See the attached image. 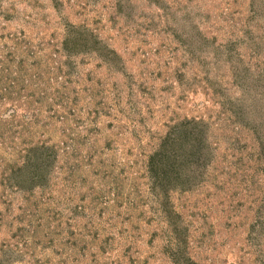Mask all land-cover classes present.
<instances>
[{"label": "rangeland", "instance_id": "obj_1", "mask_svg": "<svg viewBox=\"0 0 264 264\" xmlns=\"http://www.w3.org/2000/svg\"><path fill=\"white\" fill-rule=\"evenodd\" d=\"M164 2L0 0V43L24 32L35 54L20 49L15 62L41 61L49 86L44 93L27 76L0 91V245L20 240L21 264H174L146 155L169 122L194 115L212 122L223 173L222 190L210 184L180 198L189 250L202 264H260L264 244L249 239L264 191L259 145L245 128L233 129L216 89L239 97L237 83L252 74L262 87L264 16L251 0ZM68 23L96 31L121 60L107 63L113 55L104 51L69 58L77 63L61 82L69 68H59L68 57L58 46ZM260 105L264 113V95ZM42 138L60 148L58 159L48 186L26 199L3 184L2 172Z\"/></svg>", "mask_w": 264, "mask_h": 264}, {"label": "trees", "instance_id": "obj_2", "mask_svg": "<svg viewBox=\"0 0 264 264\" xmlns=\"http://www.w3.org/2000/svg\"><path fill=\"white\" fill-rule=\"evenodd\" d=\"M154 3L162 8L166 2L154 0ZM250 5L254 14L258 13V15L264 16V0H251ZM201 34L207 35L204 32ZM7 38L11 42L10 45L9 43H0L1 93L4 95L10 93L11 85L15 84L16 80L24 82L27 76L36 78V84L43 83L44 93H47L49 90L47 89L49 87L47 86L48 82L42 81L47 73L44 70H37L42 66V62L26 63V60L29 61V56L35 54L33 49L36 47L35 43L28 39L24 32L8 34ZM20 49L27 51L30 55L27 56V59L22 56L16 63V56ZM58 50L65 52L68 57L62 61L61 65L59 64V68H69V70L61 71L58 74L62 77L61 82L63 83L65 82L63 78L72 74V69L77 63L72 64L69 60L80 54H94L104 51L106 55L110 53L113 55V57L106 58L107 63H110V60L113 62L121 60L117 51L109 47L96 31L81 24L68 23L66 25L65 34ZM122 68H124L123 65L119 64L117 70L121 71ZM251 76L250 81H253L254 86H248L250 82L248 80L237 83L243 91L239 97H236L235 93L234 95L226 93L225 96H222L221 91L217 89L216 91L223 98L221 104L225 107L224 113L229 114L228 118L234 124L233 129L243 130L245 128L247 132L252 133L258 142L259 152L257 156L264 172V113L260 105V98L264 95V83L260 87V84L256 82L257 74ZM5 83L9 85L5 86ZM24 85L26 87L27 84ZM4 95L2 96L4 97ZM34 101V98L30 100V102ZM16 112H11V117L5 119L14 120ZM38 119L39 115L34 113L29 120L34 123ZM1 120L5 121L2 118ZM4 132L0 130L1 140ZM218 144L219 139L214 137L212 122L207 117L203 115L184 116L168 123L167 131L158 137L157 144L151 147L146 155L148 183L151 191L156 195L162 218L170 230L166 252L174 264H202L189 250L190 229L182 213L183 207L181 206L184 202L180 198L188 197L195 191L202 192L210 184H214L222 190L219 171L223 173V170L216 163L219 151ZM59 150L60 148L50 139L29 140L25 146L20 148L17 159L6 164L1 181L8 187L12 186L23 190L24 197L32 199L35 193L34 189L48 186ZM260 199V203L256 205L259 219L250 224L249 239L252 243L255 242L261 246L264 244V191ZM21 247L22 242L20 240L2 242L0 245V264H21L25 255ZM258 256L260 264H264V247Z\"/></svg>", "mask_w": 264, "mask_h": 264}]
</instances>
